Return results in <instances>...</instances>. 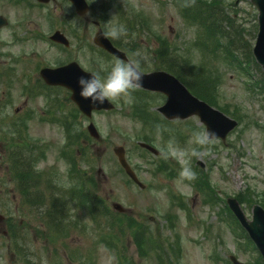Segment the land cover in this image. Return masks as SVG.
Here are the masks:
<instances>
[{
	"label": "rangeland",
	"instance_id": "1",
	"mask_svg": "<svg viewBox=\"0 0 264 264\" xmlns=\"http://www.w3.org/2000/svg\"><path fill=\"white\" fill-rule=\"evenodd\" d=\"M89 1L92 9L85 17L74 16L66 0L42 9L1 8L10 28L0 36V69L7 67L17 75L10 87L0 81V264H232L231 256L243 264H263L226 200L235 197L249 217L253 205L264 207V91L251 92V77L230 65L235 60H213L196 50L197 36L203 42L204 8L194 20L191 13L186 17L180 11L176 0H111L107 3L111 11L99 5L103 0ZM202 1L221 4L231 17L238 11L236 22L252 48L258 11L251 0ZM179 3L182 6L183 1ZM103 15L126 26L129 38L115 41L124 45L123 51H129L128 43L133 53H141L142 71L162 69L155 62L162 43L172 46L173 58L190 52L187 59L193 67L214 68L212 84L219 83V107L241 122L225 142L211 141L198 149V156L182 158L174 153L190 152L191 134L205 132V127L197 117L166 123L156 110L165 102L162 95L145 94L136 87L130 98L112 100L114 111L87 118L69 91L41 87L39 71L45 66L77 61L87 71L106 73L114 60L93 42L98 30L94 21ZM101 27L104 30L105 25ZM55 30L70 39L69 48L48 41ZM212 33L207 40L213 39ZM97 58L103 59V70ZM252 73L256 86H263L258 73ZM180 79L186 83L184 75ZM146 120L157 121L159 134L151 132ZM90 122L99 139L88 134ZM140 141L157 148L159 156L141 150ZM120 146L142 188L121 168L114 153ZM40 147L47 150L46 159L37 164ZM20 149L24 156L31 153L45 206L51 196L79 186L74 182L84 177L91 191L102 197L103 207L95 215L80 211L82 219L73 224L70 235H54L42 223L41 211L24 206L18 192L11 163L19 160ZM69 154L71 161L65 158ZM185 163L195 179L179 177ZM114 203L125 212L117 213ZM11 224L15 229L10 234ZM14 235L19 239L16 247L10 240L11 236L15 241Z\"/></svg>",
	"mask_w": 264,
	"mask_h": 264
},
{
	"label": "water",
	"instance_id": "2",
	"mask_svg": "<svg viewBox=\"0 0 264 264\" xmlns=\"http://www.w3.org/2000/svg\"><path fill=\"white\" fill-rule=\"evenodd\" d=\"M77 6L80 14H84L87 11V6L83 0H71ZM259 11V32L257 36L256 45L254 48V56L257 62L264 70V0H251ZM96 43L108 50L109 52L125 58L124 54L116 50L107 38L103 37V33L99 32L96 36ZM76 64H70L68 66L42 71L44 80L49 85H60L70 88L73 91L72 99L76 102L80 110L86 115L90 116L91 112L96 109H111L112 104L106 101L103 105L93 106L89 101L83 100L79 96V88L77 81L81 75H87ZM143 88L152 91L162 92L168 96L166 104L159 109L169 119H186L194 115H199L201 121L207 126V132L213 134V138L225 139L227 134L236 126V122L226 117L221 112L212 109L206 103L199 101L193 97L188 90L183 87L173 76L164 72H155L150 74H143V80L140 84ZM91 133L97 136V133L93 126L89 127ZM142 146L152 150V147L142 144ZM117 154L120 157V161L130 177L137 181L134 172L127 165L124 153L121 149L117 150ZM228 205L240 221L241 225L249 233L251 239L256 244L257 249L264 258V210L259 206H254L252 220H248L240 208V205L236 199L230 198L227 200ZM120 208L119 205L116 206ZM234 264H240L234 257L232 258Z\"/></svg>",
	"mask_w": 264,
	"mask_h": 264
},
{
	"label": "trees",
	"instance_id": "3",
	"mask_svg": "<svg viewBox=\"0 0 264 264\" xmlns=\"http://www.w3.org/2000/svg\"><path fill=\"white\" fill-rule=\"evenodd\" d=\"M183 6H181L182 11L186 17H188V14H192V18L195 20L200 15V10L204 8V21L202 24V27H204L203 34V47L204 50L212 51L214 53H217L218 51L223 52V54H230V55H237V53L244 52L247 57H245L244 61H242V64H246L247 69L245 70H252L255 71L254 73H258V76H260V83L264 84V75L262 73V70L260 66L255 62L253 59L252 53H251V45L247 43L244 37V30L238 24L236 21V17L238 16V11H233V16L231 17L229 12L225 11L224 6H222L219 3H205L202 0H182ZM236 14V15H235ZM214 34H213V33ZM212 33L213 39L207 40L206 35ZM129 35L127 37H124V40L128 39ZM112 40V39H111ZM113 43L119 47L124 49V45H122L120 42L112 40ZM128 50H130V46L128 43H126ZM172 51V50H171ZM159 57L161 61L166 65V68L170 71L176 72V74L180 77L182 75L185 76V82L186 84L190 86H195L196 91L199 95L204 96L207 101L211 102V97L208 95L212 90V79H211V71L210 76L204 75L203 77L200 76V78H197L199 75H195L191 69L192 67H188L185 65L184 59L179 60L180 58L174 57L173 55L170 57V50L166 43H162V46L158 50ZM249 66V68H248ZM182 80V79H181ZM210 90V91H209ZM22 150L20 149L18 154ZM18 156V155H17ZM21 170V167H18L14 170L13 176H15L16 180V186L18 189V192L20 196L22 195L23 202L33 206L37 207L39 206L38 203L35 201H31L30 197L35 198L38 197V191H40V185L37 183L36 177L33 179H30L27 176V173L19 172ZM23 174H26L25 177H23ZM31 181L34 182V184H31ZM74 200L77 202H82L88 204L89 211L95 215L96 209H99L102 206L103 199L100 197L95 190V192L92 190L91 192L88 190H85L84 188H79L78 191H74ZM65 200L62 198L59 202H52L51 203V209L47 211L46 214H48L49 218L46 220H43L44 224L48 227L49 231H51L54 235L57 236H64L68 234L74 227L73 224H75L76 221H79V219L75 220H69L68 217L64 212L66 211L65 208ZM57 212V214L52 217V215ZM52 217V218H51ZM12 225V224H11ZM19 225V224H17ZM15 226L12 225V229L10 230V234L14 231ZM15 241L10 236L11 245L16 247L18 244V235H14ZM25 242L26 239H25Z\"/></svg>",
	"mask_w": 264,
	"mask_h": 264
},
{
	"label": "clouds",
	"instance_id": "4",
	"mask_svg": "<svg viewBox=\"0 0 264 264\" xmlns=\"http://www.w3.org/2000/svg\"><path fill=\"white\" fill-rule=\"evenodd\" d=\"M102 31L103 37L112 40H120L127 35V28L123 24H115L111 21L104 24ZM137 57L135 60L125 61L121 59L114 60L106 73L102 76L97 72L87 75H81L77 81L79 96L89 101L91 105H103L106 101H112L118 98H130L132 91L140 86L143 80L141 63L144 57L139 51L133 53ZM97 64L101 70L104 69V61L97 58ZM211 132L195 131L191 134L188 143L193 145L190 152L178 150L176 153L180 157L198 156L200 147L209 145L212 141ZM181 179H195V173L185 163L179 172Z\"/></svg>",
	"mask_w": 264,
	"mask_h": 264
},
{
	"label": "flooded vegetation",
	"instance_id": "5",
	"mask_svg": "<svg viewBox=\"0 0 264 264\" xmlns=\"http://www.w3.org/2000/svg\"><path fill=\"white\" fill-rule=\"evenodd\" d=\"M42 1H44L46 3L41 2L39 0H0V11H1V8H4V11H6V7L8 5L12 6L13 8L17 7V8L24 9V10H26L27 8L42 9L43 7L44 8L48 7V5L56 2V0H42ZM66 1H68V0H66ZM73 8H74V5H73ZM9 28H10V20H9L8 16L5 14H0V36L2 35V33L6 29H9ZM50 41H51V39H50ZM51 43L56 45V46L59 45V44L54 43L52 41H51ZM16 75L17 74H15L14 70L12 72H10L7 67L0 69V81L2 83H5L6 85H10L11 82H14ZM42 83L43 84L41 85V87L44 86V82H42ZM6 87H8V86H6Z\"/></svg>",
	"mask_w": 264,
	"mask_h": 264
}]
</instances>
